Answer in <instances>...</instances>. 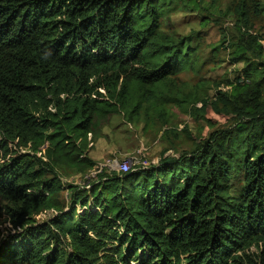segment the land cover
<instances>
[{"label":"trees","instance_id":"1","mask_svg":"<svg viewBox=\"0 0 264 264\" xmlns=\"http://www.w3.org/2000/svg\"><path fill=\"white\" fill-rule=\"evenodd\" d=\"M175 1L0 0V214L21 228L0 240V264H264L263 67L219 91L234 128L178 158L89 188L57 171L93 168L89 136L114 114H162L168 80L194 65L190 41L168 25ZM260 39L248 34L235 58L261 52ZM65 187L68 209L56 200Z\"/></svg>","mask_w":264,"mask_h":264},{"label":"rangeland","instance_id":"2","mask_svg":"<svg viewBox=\"0 0 264 264\" xmlns=\"http://www.w3.org/2000/svg\"><path fill=\"white\" fill-rule=\"evenodd\" d=\"M189 1L172 3L168 25L190 41L194 65L182 69L168 80L172 94L162 105V114L143 106L132 117L117 113L109 119V123L104 121L98 132L89 136L94 144L88 156L96 165L86 171L67 165L57 167L64 184L89 188L104 175H112L114 171L108 172L103 163L114 157L124 159L136 155L133 169L151 168L165 156H169L168 159L178 158L193 150L215 131L234 128L237 116L225 111L224 99L220 98L219 91H231L229 82L239 84L247 81L252 64L264 68V0H201L200 8H192ZM242 10L248 14L246 26L240 20ZM248 34L261 38V52L249 51L245 59L235 58L236 47L245 43ZM175 96L186 101L179 103ZM142 145L146 151L139 155L137 151ZM8 147L18 153L35 152L30 144L18 146L10 143ZM41 148L45 149V145ZM88 183L91 184L87 186ZM240 183L234 184V188H240ZM65 188L56 200L68 209L71 194ZM0 203L6 205L8 201L0 197ZM54 214L56 209H49L34 217L43 222ZM9 219L6 212L0 214V240L21 231ZM260 249L252 247L256 253Z\"/></svg>","mask_w":264,"mask_h":264},{"label":"built area","instance_id":"3","mask_svg":"<svg viewBox=\"0 0 264 264\" xmlns=\"http://www.w3.org/2000/svg\"><path fill=\"white\" fill-rule=\"evenodd\" d=\"M144 151H146V148L144 147V145H142L137 151V154L142 155ZM135 158H136V155L134 157L124 158V159L120 158L121 160L118 159V157H114L113 159L110 158L103 163V167L107 168L108 172H112V171L126 172L130 168H133L132 163L135 160ZM102 169L103 168L101 167V170Z\"/></svg>","mask_w":264,"mask_h":264}]
</instances>
